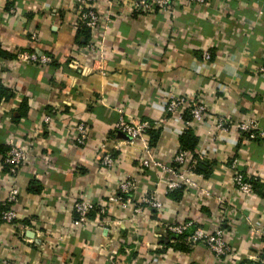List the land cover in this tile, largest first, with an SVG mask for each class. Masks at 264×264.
<instances>
[{
  "label": "crops",
  "instance_id": "0c3cea01",
  "mask_svg": "<svg viewBox=\"0 0 264 264\" xmlns=\"http://www.w3.org/2000/svg\"><path fill=\"white\" fill-rule=\"evenodd\" d=\"M11 1L16 17L9 14ZM96 9L102 22L91 33L74 0H0L1 47L53 59L45 66L2 59L10 98L0 100V212L10 207L12 183L20 194L15 224L0 219V264H261L264 140L209 133L216 118L253 117L264 128V0H209L180 5L170 15L137 12L132 0H102ZM91 41L95 51L87 49ZM206 50L210 60L203 58ZM171 95L202 99L209 118L199 125L170 118ZM121 118L149 123L146 141L127 143L116 129ZM80 122L89 133L83 146L76 144ZM188 129L198 139L197 181L209 197L190 188L168 193L166 179L140 163L147 146L169 164ZM9 138L28 151L14 177L1 166ZM105 141L109 149L121 147L111 170L99 160ZM236 158L255 182L253 195L233 185L229 165ZM124 176L139 182L133 205L114 204L105 216L92 212L84 226H74L75 201L107 202ZM144 193L163 203L160 212L142 204ZM190 221L207 232L222 225L233 255L216 259L206 245L169 231Z\"/></svg>",
  "mask_w": 264,
  "mask_h": 264
},
{
  "label": "built area",
  "instance_id": "2783aa9c",
  "mask_svg": "<svg viewBox=\"0 0 264 264\" xmlns=\"http://www.w3.org/2000/svg\"><path fill=\"white\" fill-rule=\"evenodd\" d=\"M102 0H74L75 5L79 8V22L82 26L90 30L91 33H95L102 22V17L98 13L96 7ZM209 0H132L133 8L137 12L151 13L153 11H161L167 15L173 14L176 7L188 6L195 4L197 6L207 5ZM18 9L12 6L9 9V14L16 17ZM32 40L37 39V34L33 33ZM96 45L91 41L87 45V49L90 51L96 50ZM15 61L19 66H26L28 64H36L39 66H45L52 63L53 59L47 55H39L34 51H17L15 53ZM203 58L210 60L211 55L209 51L203 52ZM4 61L0 59V71ZM75 65V63H72ZM264 73V68L260 70ZM2 84L0 76V85ZM189 110L191 117V123L193 125L202 124L208 117V109L202 99L198 101H192L190 98L179 95H171L166 103V113L170 118H176L180 121L184 119L185 110ZM51 121L50 116L45 117L44 122L49 123ZM214 129L209 134L214 137V131L219 132H234L238 136L244 137L247 140H264V128L259 126V123L253 117L241 119L237 122L230 123L223 118L213 119ZM151 128V125L147 122L132 123L121 118L116 125L117 131L124 134L127 138V143L133 144L136 141L145 142V135ZM78 136L76 144L83 146L86 144L89 133L88 126L84 122H80L76 126ZM8 152L2 158L1 166L8 167L11 176H15L19 170L28 161V151L15 144L13 138H9L6 141ZM100 150V163L106 169H114L116 166V158L114 157L115 150L121 149L120 144H116L113 149H109L106 141L101 144ZM145 155L141 157V166L144 169H154L161 178L166 179V191L168 193L183 188H190L199 191L204 196H210V192L207 189L201 187L197 181V177L200 175L195 171V154L194 152L186 151L178 148L172 156L171 162L165 164L159 160H156L151 154L150 148L145 146ZM229 172L232 175V182L236 190L244 196H250L254 194V185L251 180L245 177L242 170L239 169V159L232 160L229 165ZM202 177V176H201ZM8 196L6 203L10 204V207L3 210L0 215L1 222L7 224H15L18 216L16 209L13 205L18 203L19 188L17 184L12 183L8 187ZM139 188V182L136 177H121L119 179L116 193H113L105 203H97L91 199H79L75 201L73 210L75 213L74 226H84L88 221V216L92 212H96L98 217H103L107 214L109 206L118 205L124 209L133 205L134 194ZM219 204L224 203V199L221 196L216 197ZM143 205L160 212L163 208V203L159 201L155 195L144 193L141 198ZM194 222H185L178 225H172L169 227V231L182 235L190 232L187 237V241L190 244L202 243L207 246L208 250L216 259H229L233 253V248L227 243L225 239V231L222 225L216 227L213 231L207 232L202 227H194ZM3 264H12L9 261H4ZM261 264H264V259L261 260Z\"/></svg>",
  "mask_w": 264,
  "mask_h": 264
},
{
  "label": "trees",
  "instance_id": "16d2710c",
  "mask_svg": "<svg viewBox=\"0 0 264 264\" xmlns=\"http://www.w3.org/2000/svg\"><path fill=\"white\" fill-rule=\"evenodd\" d=\"M7 5H9V8H11L13 6V1L9 2ZM84 27V26H83ZM86 29V28H85ZM84 30V29H83ZM87 30V29H86ZM84 30V31H86ZM88 31V30H87ZM85 32L86 36H88V32ZM16 56L15 54H11L8 51L4 50L1 45H0V59H14ZM10 98V93L9 91L6 89V87L1 84L0 85V100L2 99H9ZM24 102V100L22 101V103ZM21 103V104H22ZM186 115V116H185ZM184 119L186 120H191L190 114H189V110H185L184 112ZM150 130H148L147 132H149ZM198 139L197 137H195V135L192 133V131L190 129H188L187 131H185L182 136L180 137V149L186 150V151H190V152H194V145L197 143ZM8 152V150H6L5 154ZM114 157H115V153H114ZM7 171H9L8 167H5ZM196 172H201L199 169ZM253 185L255 184L254 181H252ZM255 186V185H254ZM7 209V208H6ZM4 209L1 210V212ZM0 212V215H1ZM190 234V232L188 233H184L182 235L179 236H184L186 235L188 237V235ZM186 236H184L186 238Z\"/></svg>",
  "mask_w": 264,
  "mask_h": 264
}]
</instances>
